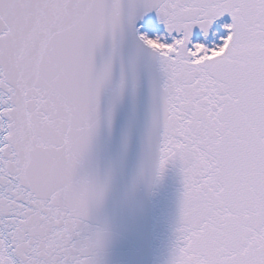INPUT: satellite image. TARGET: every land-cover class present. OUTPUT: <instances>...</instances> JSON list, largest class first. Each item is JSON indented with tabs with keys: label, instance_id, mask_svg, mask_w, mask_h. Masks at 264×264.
Listing matches in <instances>:
<instances>
[{
	"label": "snow or ice",
	"instance_id": "1",
	"mask_svg": "<svg viewBox=\"0 0 264 264\" xmlns=\"http://www.w3.org/2000/svg\"><path fill=\"white\" fill-rule=\"evenodd\" d=\"M145 85L137 173L181 183L162 264H264V0H0V264H103L110 178L84 160L102 122L129 151ZM165 220L129 200L124 254Z\"/></svg>",
	"mask_w": 264,
	"mask_h": 264
}]
</instances>
